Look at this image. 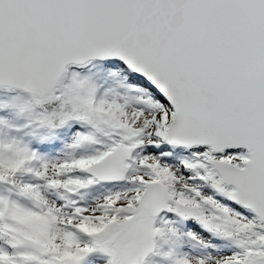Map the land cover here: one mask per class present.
<instances>
[{"label":"snow or ice","instance_id":"snow-or-ice-1","mask_svg":"<svg viewBox=\"0 0 264 264\" xmlns=\"http://www.w3.org/2000/svg\"><path fill=\"white\" fill-rule=\"evenodd\" d=\"M0 264H264V0H0Z\"/></svg>","mask_w":264,"mask_h":264}]
</instances>
